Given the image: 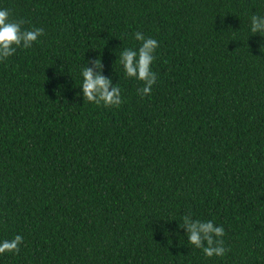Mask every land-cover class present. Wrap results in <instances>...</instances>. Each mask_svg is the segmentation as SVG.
<instances>
[{"label": "trees", "instance_id": "trees-1", "mask_svg": "<svg viewBox=\"0 0 264 264\" xmlns=\"http://www.w3.org/2000/svg\"><path fill=\"white\" fill-rule=\"evenodd\" d=\"M0 9L44 33L0 61V241L23 237L0 264H264V0ZM136 32L159 44L144 97L119 63ZM86 66L119 106L84 102ZM185 215L223 227L226 254L189 244Z\"/></svg>", "mask_w": 264, "mask_h": 264}, {"label": "clouds", "instance_id": "clouds-1", "mask_svg": "<svg viewBox=\"0 0 264 264\" xmlns=\"http://www.w3.org/2000/svg\"><path fill=\"white\" fill-rule=\"evenodd\" d=\"M8 9H0V61H4L13 56L17 49L30 48L40 36L43 29H24L26 23L23 19L13 20ZM250 31L254 35L264 37V16L252 15L250 21ZM253 35V36H254ZM136 41L140 42L138 50L125 49L120 53L119 63L123 66L126 76L135 78L143 82V87L138 89L141 97L151 94L153 85L156 83V74L152 71V64L155 59V53L159 47L158 41L151 37H145L142 32L135 33ZM264 48V44L261 45ZM92 63L97 70L102 69L100 58ZM82 89L84 102L103 105L104 107H115L122 103L121 90L112 86L111 80L106 79L99 71L94 72L93 68L85 67L81 73ZM182 228L187 229V239L189 244L197 249H202L205 256L222 257L227 249L224 247L222 237L225 235L223 227L216 226L212 221L193 222L188 215L183 218ZM23 243V237L16 235L11 240L0 241V254L16 253L20 251V245Z\"/></svg>", "mask_w": 264, "mask_h": 264}]
</instances>
